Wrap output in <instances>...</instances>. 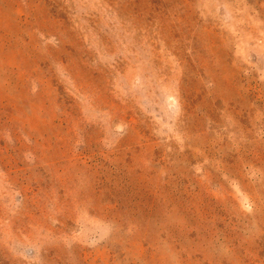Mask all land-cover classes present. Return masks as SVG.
<instances>
[{"label":"rangeland","instance_id":"rangeland-1","mask_svg":"<svg viewBox=\"0 0 264 264\" xmlns=\"http://www.w3.org/2000/svg\"><path fill=\"white\" fill-rule=\"evenodd\" d=\"M0 264H264V0H0Z\"/></svg>","mask_w":264,"mask_h":264}]
</instances>
